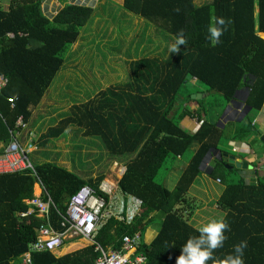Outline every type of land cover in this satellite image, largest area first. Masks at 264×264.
<instances>
[{
    "label": "trees",
    "instance_id": "trees-1",
    "mask_svg": "<svg viewBox=\"0 0 264 264\" xmlns=\"http://www.w3.org/2000/svg\"><path fill=\"white\" fill-rule=\"evenodd\" d=\"M200 1L123 0L125 12L149 21L150 31L157 32L153 40L163 45L150 50L151 38H145L142 31L148 25L140 30L136 25V32H141L137 42L131 39L139 55L130 59V47L123 48L132 32L117 37L119 45L111 48V58L128 65L124 80L106 85L84 101L73 102L61 114L59 104L45 92L79 38L91 45L99 34L113 38L111 25L99 31L104 24L97 19L99 24L92 26L94 17L102 18L105 10L112 13L109 2L95 6L67 2L49 18L42 9L43 0H8L6 7L0 0V76L6 78L0 90V153L13 134L23 143L26 129L31 131L36 123L45 122L41 119L46 115L36 118L34 112L46 103L44 107L57 113L58 118L53 120L57 122L47 128L38 143L34 141L30 152L45 148L49 139L60 137L73 125L83 135L99 139L109 157L94 177L82 176L53 161L33 164L30 159L33 170L1 173L0 264H18L39 225L50 222L58 227L61 218L57 211L64 212L69 197L82 185L107 197L99 185L104 169L112 162L124 166L114 188L139 199L140 210L128 223L108 217L94 240L103 248L119 250L123 235L138 232L141 239L136 253L145 257L144 264L175 263L184 242L199 234L184 217L183 204L208 154L212 157L209 176L222 183L216 205L229 228L223 246L213 251L207 264H222L241 240L247 242L244 264H264V167L254 168L253 179L246 182L239 174L235 176L238 169L231 163L226 165L221 156L226 149L236 151L233 143L248 146L247 151L239 150L241 156L264 152V129L260 131L253 121L264 103V38L259 34H264V0ZM120 7L116 13L122 17L127 13ZM217 17H222L225 25L219 42L213 45L207 29ZM178 35L185 43L170 52L169 45ZM99 44L101 41H97V49ZM91 48L94 50L93 45ZM190 79L195 85H188ZM197 92L205 95L191 98V93ZM45 98L49 101L44 102ZM232 99L248 105L249 111L217 124ZM18 117L24 127L16 125ZM185 118L194 119L197 128L185 126ZM212 150H217L219 157ZM186 154L187 163L171 180L170 163ZM251 164L257 166L256 162ZM37 183L54 203L47 218L35 213L20 215L27 209L24 200L34 196ZM154 214H161L162 219L155 237L145 243L142 235ZM97 255L92 245L61 256L39 251L30 253V264H90Z\"/></svg>",
    "mask_w": 264,
    "mask_h": 264
},
{
    "label": "rangeland",
    "instance_id": "rangeland-1",
    "mask_svg": "<svg viewBox=\"0 0 264 264\" xmlns=\"http://www.w3.org/2000/svg\"><path fill=\"white\" fill-rule=\"evenodd\" d=\"M67 2L91 4L93 6H95L98 2H109L108 8L112 10V13L109 15L105 10V13L103 14L102 18L97 17L95 19L94 17L92 26L95 27V25L99 24L96 23V21H98L97 19L102 20L104 24L103 26L102 24L100 25L101 28L99 29V31L101 29L105 30L108 26L111 25L110 30H113V33L111 35L113 38L110 40L106 37H101L100 34L97 35L98 37L94 36L95 43L92 44L94 46V50L91 48L92 45L90 43H87L86 40L83 38H79L76 42L73 43L70 50V55L68 54L63 66L57 72L47 91L45 92V96H49L52 102H57L59 104L60 107H58V109L61 110V114L67 111L69 109V106L73 102L77 103L84 101L89 97H93L99 90L104 89L106 85L124 80L126 70H128V65L125 62H118V60H115L116 57L111 58V48L119 45V43H117V37H123L125 36V33L128 34L132 32L125 39L127 41L123 48L127 49L130 47V59L135 58V56L139 55V52L135 50L133 45L134 42L131 39L134 38L137 42V36L141 32H136V25L139 30L142 28L143 25H148V27L146 26L142 31H144L145 38L148 36L151 38L152 44H150L149 46L150 50L157 49L159 48L160 44L163 45L164 43L160 42L159 40H153V38L155 39L157 37V32L150 31L151 23L149 21L135 14L125 12L122 7L123 0H43L41 6L43 7L42 9L44 13L49 18H51ZM194 2L198 4L202 1L194 0ZM7 3L8 0H1V5L3 7H6ZM119 6H121L119 9L121 10V12L123 11L127 13L122 17H120V14L116 13V8H119ZM97 41H101V44H99L98 49L95 46ZM143 44H145V42H143ZM109 48L110 52H108ZM141 49H143V45ZM145 51L147 52V50ZM120 57H122V59L124 60L125 56L120 55ZM87 77H89L91 80L86 79ZM107 79H109V81H107ZM187 83L189 86L195 85L193 79H190V81ZM185 88L188 90V86H186ZM48 101V98L44 99V102ZM44 105H46V103L43 104V107H37L36 112H34V115L36 116V118L46 115L45 118L41 119V122H43L44 120L45 122L36 123L34 127H31V131H28V129H26L27 137L24 139L23 145H27L32 141V149L36 145V143L41 140V135L46 132L47 128H49V126L55 125L57 122L53 121L58 118L57 113L53 112L52 108L49 109V106L44 107ZM226 106L227 104L224 106L221 115L224 112L225 113L223 117H221L220 115V119L217 120V124L219 123V121L225 123L229 119L239 118L241 116V111H243L241 108H238L239 111L237 113H232L231 110L234 107L233 104L231 103L230 107L227 110ZM47 112L48 114H46ZM194 123H196V121H194ZM188 128L192 129L193 127L188 126ZM35 140L36 143L34 142ZM44 147L45 148L40 147L39 149L33 150L32 152H28V158L32 161L33 164L41 163L44 161H53L54 163H57L59 165H63L67 168L77 170L81 173L82 176H96L99 173L100 167L105 162L107 163L109 158L108 154H106L102 149L99 139L94 136L83 135L82 130L79 127L73 125L69 126L64 131V134L60 137L49 139V142ZM243 150L245 149H241L240 151L243 152ZM237 153L239 154V151ZM186 158L187 154L180 159L173 160V162L170 163L169 172L171 174L169 176L171 180H173L174 174L178 175L184 165L187 163ZM236 168L240 169L238 167ZM122 169L123 167L118 165L116 162H112L110 165H108L106 169H104L106 173L102 181L103 185H105L106 187H110L109 189H112L113 193H111V197H120L118 189L111 187H116L115 176L118 175ZM216 172L221 173L222 170H217ZM110 173H114V175L112 176V174ZM237 174L239 173L236 172L235 176ZM201 179L205 182L206 188L210 189V195L213 196L211 201L214 202L218 193L222 191V183L215 182L212 176H201ZM196 181L197 179L192 183L191 187L188 189L187 195L190 196V193L193 192L195 195L200 197V195H198L199 188H197L198 185ZM213 192L214 194L216 193L215 196ZM188 203L191 204L190 206L193 207L191 211L194 212L196 209L194 208L196 203L191 200L188 201ZM210 207L211 206H209L208 204L209 210L211 209ZM191 211L189 212L191 213ZM157 222L158 220H155L154 224L150 227H154L155 229H157ZM145 235L146 234L143 233V240L145 238ZM66 240L69 239H65L64 242ZM88 242H82L80 243V245L78 244V246H85V244H87ZM66 244H63L62 247L60 246V248H58L60 250L54 251L53 253L55 255L64 253V251L66 250L65 248L67 247Z\"/></svg>",
    "mask_w": 264,
    "mask_h": 264
},
{
    "label": "built area",
    "instance_id": "built-area-1",
    "mask_svg": "<svg viewBox=\"0 0 264 264\" xmlns=\"http://www.w3.org/2000/svg\"><path fill=\"white\" fill-rule=\"evenodd\" d=\"M5 83L6 78L0 76V90ZM7 100L9 103H13L12 98L8 97ZM16 125L25 126L21 117L17 118ZM32 146L31 143L23 145V143L18 141L16 134H13L3 152L0 153V174L24 169L33 170L28 158V152H30ZM36 185L40 188V193L25 200L27 209L25 212H21L20 215L35 213L37 216L47 218L50 207L54 206V203L43 186L38 183ZM109 188L103 185V182L99 185V189L107 197L98 194L88 185H82L78 188L69 197L64 212L57 211L61 218L59 220L60 230L54 229L49 222L39 225L34 241L29 244L28 250L22 255L21 264H30V253L53 251L62 246L65 239L73 237L88 240L90 245L93 246V250L98 252L99 255L90 264H144L145 257L136 253V248L141 239L138 232L132 236L123 235L119 250L103 248L94 240L98 228L106 218L114 214L120 220L128 223L137 213L141 203L139 199L135 198L134 208L133 206H128L123 216L121 214L122 207H114L110 202V200L112 201L111 193L113 191ZM111 188H114V186ZM113 209L117 210L113 212Z\"/></svg>",
    "mask_w": 264,
    "mask_h": 264
},
{
    "label": "crops",
    "instance_id": "crops-1",
    "mask_svg": "<svg viewBox=\"0 0 264 264\" xmlns=\"http://www.w3.org/2000/svg\"><path fill=\"white\" fill-rule=\"evenodd\" d=\"M259 34H261V36L264 38V34H262V33H259ZM241 102L242 101H239L238 99L235 100V104H238V105L232 108V110H231L232 113H237L239 111L238 108L240 109L243 106V104ZM194 121H195L194 119H189V118H185V119L182 120V122H183V124L185 126L193 127L191 130H195L197 128L198 124L194 123ZM253 121L255 122V124H257V126H258L260 131H262L264 129V103L262 105V108L257 112V114L254 117ZM219 124L222 125L223 123L220 122ZM232 149H235L236 151L232 152V150L226 149V151H223L222 154H221L223 160L226 162V165H228V163H229L228 162V155H230V154H233L235 156H239L241 158V160L246 161L248 164H251L252 162H256L257 166H255V167L251 164L252 167H250V168H248V167L241 168L240 167V169L237 170L239 175L241 177H243L246 182H250L253 179V177H254V170L253 169L256 168V167H264V152H262V153L248 152L246 155L241 156L237 152L239 150H241V149H245L246 151L248 149V146H246L244 143H233L232 144ZM212 154L214 156L219 157V152L217 150H212ZM211 161H212L211 154H208L207 157L204 159V161L201 164V173L196 177V179H197L196 183L198 185V186L197 185L196 186H197V188H199L198 195H200V197L195 195L193 192H191L190 196L189 195L187 196L186 202L183 204V206L185 208L184 217H187L189 222H191L197 228L199 226H201L202 224L207 223L209 220L219 219V218L223 217L222 211L216 205V199L219 196V194L221 193V191L216 196L214 202H212L211 200H212L213 196L210 195V193H211L210 189L206 188L205 182L201 179V176H209V172L212 169ZM117 164L120 165L121 167H123V169H124V166L121 163H117ZM123 169L120 171V173L118 175L115 176V181L121 176V174L123 172ZM110 174H112V176L114 175V173H110ZM198 179H199V182H198ZM214 181L217 182L216 179H214ZM118 191H119L118 193L120 194V197H118V195H117L118 198L112 197V201L110 200V202L113 204L114 207L115 206L122 207V213L121 214L124 216L126 208L128 206H133L134 205L135 197L131 196L129 194H123L119 189H118ZM39 193H40V188H38L37 185L35 184L34 188H33V194L34 195H38ZM213 194H214V192H213ZM215 195H216V193L214 194V196ZM202 198H203V200H202ZM25 200H24V203L26 204ZM190 200L196 203V205L194 206V208H196L194 212L191 211L193 207L190 206L191 205L190 203H188V201H190ZM208 204H209V206H211L210 210L208 209ZM133 208H134V206H133ZM116 210L117 209H113L112 211L115 212ZM139 210H140V206L138 207V211ZM189 211H191V213ZM113 216L115 218H117L118 220H120L117 216H115V215H113ZM188 216H190V217H188ZM161 219H162V215L161 214H154V220L151 221V223L146 227V229L144 231V233L146 235H145V238H144L143 241L145 243H149L155 237V235L157 234V230H158V227H159ZM155 220H158L157 226H156L157 229H155L154 227H150V226H152L154 224ZM104 221H103V223H104ZM50 225L54 229L60 230L59 220L57 221L58 227H56V225H54V224H50ZM149 228H151V229H149ZM68 239L69 240H66L64 242V244H66V242H67V244H66L67 247L65 246L66 247L65 248L66 252L64 251V253H62V254L55 255L53 252L60 250L58 248H56V249H54L53 251H50V252H52L55 256H61L63 254L71 253V252H73L75 250H80V249L90 245L88 240L80 238V237H73V238H68ZM82 242H88V243L85 244V246H78V244L80 245V243H82ZM71 244H75V245L72 246L69 249L68 246L71 245ZM21 261H22V256L20 257V260H19L18 264H21ZM173 264H175V263H173Z\"/></svg>",
    "mask_w": 264,
    "mask_h": 264
},
{
    "label": "clouds",
    "instance_id": "clouds-1",
    "mask_svg": "<svg viewBox=\"0 0 264 264\" xmlns=\"http://www.w3.org/2000/svg\"><path fill=\"white\" fill-rule=\"evenodd\" d=\"M224 25L225 20L222 17L215 18L209 24L207 32L213 45L219 42ZM184 43L182 35H178L175 43L169 45V51H178L179 45ZM228 228V223L222 218L209 220L199 226L198 236L189 237L180 247L181 252L176 257L175 264H207V261L213 257V251L223 246L226 239L225 231ZM246 246L247 242L244 240L233 245L232 252L224 257L222 264H244L243 255Z\"/></svg>",
    "mask_w": 264,
    "mask_h": 264
},
{
    "label": "water",
    "instance_id": "water-1",
    "mask_svg": "<svg viewBox=\"0 0 264 264\" xmlns=\"http://www.w3.org/2000/svg\"><path fill=\"white\" fill-rule=\"evenodd\" d=\"M204 95H205V93L197 92V93L191 94L190 96H191V98H200L201 96H204ZM231 103L233 104L234 107L238 105V104H235V100L232 99L227 103L226 110L230 107ZM241 109L243 110V111H241V114H240L242 116L247 111H249L250 107L248 105H244ZM224 113L221 115V117H223ZM228 162L233 164L235 167H238V168H240V167L241 168L252 167L251 164H248L246 161L241 160V158L239 156H235L233 154L228 155Z\"/></svg>",
    "mask_w": 264,
    "mask_h": 264
}]
</instances>
